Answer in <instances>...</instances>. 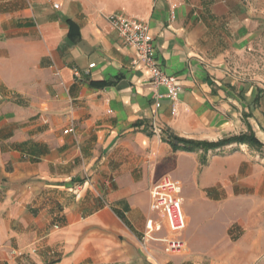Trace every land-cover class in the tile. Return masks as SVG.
<instances>
[{
	"label": "crops",
	"instance_id": "1",
	"mask_svg": "<svg viewBox=\"0 0 264 264\" xmlns=\"http://www.w3.org/2000/svg\"><path fill=\"white\" fill-rule=\"evenodd\" d=\"M263 3L0 0V264H264L257 238L246 253L211 249L216 206L188 193L204 154L162 140L216 142L240 130L244 111L258 115ZM112 13L149 25L159 64L178 79L176 102L155 100L165 90L143 63L133 66L137 52ZM248 125L257 132L255 118ZM165 176L184 189L186 248L176 255L141 242L149 219L171 235L151 209Z\"/></svg>",
	"mask_w": 264,
	"mask_h": 264
},
{
	"label": "rangeland",
	"instance_id": "2",
	"mask_svg": "<svg viewBox=\"0 0 264 264\" xmlns=\"http://www.w3.org/2000/svg\"><path fill=\"white\" fill-rule=\"evenodd\" d=\"M246 104L248 105V102ZM252 104L258 111L256 117L251 112L244 111L240 130L227 134L216 142L208 143L253 134L263 148L235 143L209 152H193L201 151L204 155L200 160L201 167L197 178L189 184V198L191 203H197L201 198L202 204L208 202L209 205L216 206L215 213L213 212L209 219L216 221L217 225L218 243L211 245L213 250L246 253L253 247V239L257 238L258 251L264 254V85L258 87L257 98ZM250 118L256 119L259 126L257 132L248 125ZM207 171L212 187L200 197L198 189L202 185L203 173ZM240 261L245 263L244 260L210 259L200 264H236ZM261 261H264V256Z\"/></svg>",
	"mask_w": 264,
	"mask_h": 264
},
{
	"label": "built area",
	"instance_id": "3",
	"mask_svg": "<svg viewBox=\"0 0 264 264\" xmlns=\"http://www.w3.org/2000/svg\"><path fill=\"white\" fill-rule=\"evenodd\" d=\"M54 7L58 8L57 5ZM107 20L120 38L136 50L137 60L134 61L133 66L143 63L150 73L153 88L165 90V93H156L155 100L176 102L180 93L178 79L167 75L159 64L149 25L131 19L123 13H112L108 15ZM94 67L95 64L89 66L90 69ZM76 75L78 76L77 72ZM156 134L161 136L162 131L156 129ZM183 193L182 184L169 176L163 177L151 188V209L160 216V219L166 221L171 235L161 236L163 232L161 222L149 219L141 240L145 251L148 252L151 244H161L162 251L167 255L180 254L186 248L182 235L188 227V221L184 210Z\"/></svg>",
	"mask_w": 264,
	"mask_h": 264
},
{
	"label": "trees",
	"instance_id": "4",
	"mask_svg": "<svg viewBox=\"0 0 264 264\" xmlns=\"http://www.w3.org/2000/svg\"><path fill=\"white\" fill-rule=\"evenodd\" d=\"M164 142H167L173 149L174 152L183 151L193 153L199 150L204 152H209L212 150L221 149L230 144H240V145H249L250 147L261 149L263 145L255 138L253 134L243 135L234 139H227L219 141L217 143H208V142H199L193 140H187L179 138L172 133H167L165 137H162Z\"/></svg>",
	"mask_w": 264,
	"mask_h": 264
}]
</instances>
